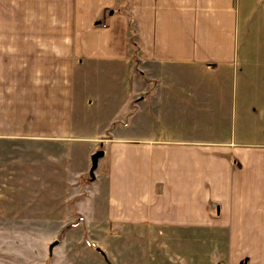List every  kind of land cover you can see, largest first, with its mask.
<instances>
[{
	"label": "crops",
	"instance_id": "crops-1",
	"mask_svg": "<svg viewBox=\"0 0 264 264\" xmlns=\"http://www.w3.org/2000/svg\"><path fill=\"white\" fill-rule=\"evenodd\" d=\"M71 12L58 36H22L15 8L0 20L12 28L2 105L20 75L60 91L18 137L103 150L93 185L109 226L223 231L206 264H264V0H74Z\"/></svg>",
	"mask_w": 264,
	"mask_h": 264
},
{
	"label": "rangeland",
	"instance_id": "rangeland-1",
	"mask_svg": "<svg viewBox=\"0 0 264 264\" xmlns=\"http://www.w3.org/2000/svg\"><path fill=\"white\" fill-rule=\"evenodd\" d=\"M73 2L20 0L16 8L14 0H0V20L12 25L15 8L22 36H58L57 24L68 21ZM43 21L49 23L40 27ZM29 80L20 75L13 87L8 86L12 90L5 93L4 105L0 100V129L8 133L0 139V264H184L190 253L197 264H206L212 243H224L223 231H129L109 226L105 211L98 209L100 191L89 174V156H79L76 145L62 140L34 144L18 137L34 124L30 107L41 106L37 104L52 91L60 92L55 85L44 93L47 79L40 74L37 87L42 91H35ZM53 241L58 242L49 254ZM218 251L224 252L222 247Z\"/></svg>",
	"mask_w": 264,
	"mask_h": 264
},
{
	"label": "water",
	"instance_id": "water-1",
	"mask_svg": "<svg viewBox=\"0 0 264 264\" xmlns=\"http://www.w3.org/2000/svg\"><path fill=\"white\" fill-rule=\"evenodd\" d=\"M103 150H97L95 151L92 155H91V167H90V170H89V174L92 176L93 175V172L94 170L96 169L97 167V162H98V159L103 155ZM58 241H53L52 243H50L49 247H48V251H49V254L52 253V248L53 246H55L57 244Z\"/></svg>",
	"mask_w": 264,
	"mask_h": 264
},
{
	"label": "trees",
	"instance_id": "trees-1",
	"mask_svg": "<svg viewBox=\"0 0 264 264\" xmlns=\"http://www.w3.org/2000/svg\"><path fill=\"white\" fill-rule=\"evenodd\" d=\"M120 4H121V2H120ZM116 11H117L116 9H112V10L107 11L106 14L104 15V17H103L102 19H100V20L95 21V23H96V24H99V23H105V22H106V18H107V16H108L109 14H112V13L116 12Z\"/></svg>",
	"mask_w": 264,
	"mask_h": 264
}]
</instances>
